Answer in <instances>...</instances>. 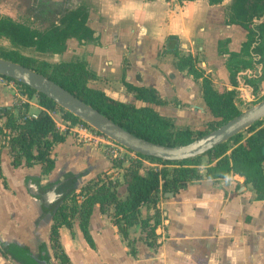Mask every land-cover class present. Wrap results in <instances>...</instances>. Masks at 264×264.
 <instances>
[{
  "label": "crops",
  "instance_id": "0c3cea01",
  "mask_svg": "<svg viewBox=\"0 0 264 264\" xmlns=\"http://www.w3.org/2000/svg\"><path fill=\"white\" fill-rule=\"evenodd\" d=\"M77 1L68 10L88 5L94 38L79 42L72 37L64 53L48 52L50 60L38 52L50 62H80L94 74L88 83L116 99L145 105L125 82L152 87L165 102L154 108L176 128L197 132L207 127L212 116L202 79L177 67L178 56L168 48L172 35L178 39V54L191 55L217 91H234L239 110L264 96V55L253 50L256 43L247 46L246 29L228 21L225 8L232 0L215 5L209 0ZM55 2L60 6L67 0ZM15 95L11 81L0 82V264H22L11 254L13 246L26 249L37 264H62L59 252L67 264H264V198H257L253 184L240 174L207 177L217 161L207 154L197 165L200 178L172 189H164L161 180L156 201L140 209L145 226L139 220L116 222L115 206L101 210L97 203L87 225L94 244L83 236L76 216L71 227L59 226L57 252L51 237L55 210L63 202L79 206L84 195L72 196L98 174L107 183L119 182L125 198L124 171L130 162L112 165L99 147L68 135L53 146L56 165L49 173L42 172L40 163L26 165L24 157L13 165L2 109L8 108L17 123L22 110L14 104ZM36 95L26 105L29 112L41 111ZM249 134L244 130L241 141ZM229 146L236 143L229 141Z\"/></svg>",
  "mask_w": 264,
  "mask_h": 264
},
{
  "label": "trees",
  "instance_id": "16d2710c",
  "mask_svg": "<svg viewBox=\"0 0 264 264\" xmlns=\"http://www.w3.org/2000/svg\"><path fill=\"white\" fill-rule=\"evenodd\" d=\"M182 1V0H181ZM224 0H209L211 5L222 3ZM226 17L229 22L239 25L247 30L249 41L247 46L256 43L253 50L264 55V0H232L226 6ZM89 8L80 5L67 11L61 18L60 23H53L46 30H37L20 23L11 17H0V37H8L16 46L33 47L39 52L64 53L67 49L68 39L74 37L79 42L94 38V30L88 24ZM261 21L257 23V20ZM169 49L178 56L177 67L187 69L196 79H202L203 98L211 112L212 119L207 127L195 132L191 128H176L172 120L158 112L153 105L165 103L158 90L152 87L136 86L125 82L130 91H134L135 98L143 101L145 105H136L109 95L105 90L90 85L89 79L94 74L85 68L80 62L73 60L53 63L46 60L36 61L33 57L24 55L18 50H2L0 57L22 63L36 71L41 72L54 80L80 99L92 105L94 108L114 120L116 123L132 133L151 140L153 142L177 145L188 143L205 133L214 130L226 121L241 113L234 103V91H217L208 74H205L194 62L191 55H179L177 51L178 39L175 36L168 37ZM167 51H169L167 49ZM264 57V56H263ZM8 78V77H7ZM12 79V78H9ZM18 82V81H17ZM20 83V82H19ZM22 84V83H21ZM29 96L37 94L39 103L43 107L36 118L27 119L22 123H16L8 108L2 109L7 119L5 127L8 128L9 140L14 152L13 165L18 166L25 158L26 165L40 163L42 172L49 173L56 165L52 157V149L56 143L62 142L69 135L60 132L55 127L54 119L47 109L60 107L53 99L45 94L38 93L31 87L22 84ZM257 87L254 86L256 91ZM64 116L72 121L79 120L71 112L65 110ZM259 122L249 126L246 131L250 134L241 141L243 131L231 139L219 144L207 155L216 158L213 166L207 169L206 175L210 178L226 177L237 173L245 177L247 182L253 184L257 198H264V127H259ZM0 134H4L0 128ZM229 141L236 143L230 149ZM228 151H230L228 153ZM141 155V154H140ZM202 156L181 161L157 160L164 166L156 169L143 163L141 160H133L124 171V185L127 196L122 198L117 185L119 182L104 181L100 174L89 180L72 196L84 195L82 203L77 206H68L64 202L54 212V223L51 228V237L54 248L58 250V228L62 224L72 226V220L78 216L79 226L85 239L94 244L93 238L88 231L89 218L97 203L103 210L105 205L115 206L114 218L116 222L122 220L126 225L140 221L146 225L144 218H139L141 207L149 202L156 201V193L162 186L167 189L176 187L181 181L200 178L197 165L202 163ZM112 165H120L121 160L110 159ZM171 165V166H169ZM171 167H174L173 169ZM76 196V197H75ZM59 251V250H58ZM13 257L22 264H37L26 249L18 246L10 248ZM62 264H67L68 259L59 252Z\"/></svg>",
  "mask_w": 264,
  "mask_h": 264
},
{
  "label": "water",
  "instance_id": "95a60500",
  "mask_svg": "<svg viewBox=\"0 0 264 264\" xmlns=\"http://www.w3.org/2000/svg\"><path fill=\"white\" fill-rule=\"evenodd\" d=\"M0 75L12 78L38 93L45 94L63 109L91 124L126 148L143 156L159 158L163 161H181L202 156L264 118L263 98L219 127L188 143L167 145L132 133L54 80L22 63L0 57Z\"/></svg>",
  "mask_w": 264,
  "mask_h": 264
},
{
  "label": "built area",
  "instance_id": "2783aa9c",
  "mask_svg": "<svg viewBox=\"0 0 264 264\" xmlns=\"http://www.w3.org/2000/svg\"><path fill=\"white\" fill-rule=\"evenodd\" d=\"M4 81H11L14 84L16 95L13 101L15 106L22 110L21 116L18 119L17 123H22L27 119L36 118L38 116V113L29 112L26 108V105L29 104L32 99V96H29L28 92L26 91V88L21 83L13 79H9L3 75H0V82ZM42 108L43 107L41 106V110ZM47 112L54 119L55 127L57 130H59L60 132L73 133L74 136L77 138L78 143H88L95 145L99 148H103L101 150H103V152L113 160H125L129 162L133 160H141L143 163L156 169H159L164 166L157 160H153L148 156L140 155L135 151L117 143L107 135L97 130L91 124L81 119L77 121L67 119L64 116V111L60 107L47 109Z\"/></svg>",
  "mask_w": 264,
  "mask_h": 264
},
{
  "label": "rangeland",
  "instance_id": "374dc122",
  "mask_svg": "<svg viewBox=\"0 0 264 264\" xmlns=\"http://www.w3.org/2000/svg\"><path fill=\"white\" fill-rule=\"evenodd\" d=\"M75 2L78 1L67 0L66 3L62 2L61 5L58 6L55 0H0V17L8 16L20 23L30 26L31 28L43 31L49 28L53 23H60V18L63 16V14L69 11V7L73 6ZM15 49L16 51L18 50V52H21L24 55L33 57L36 61L44 60V55L40 53H45L46 55H48L46 56L48 60L51 59V54L49 53H53H39L33 47L16 46L11 42L10 38L4 36L0 37V52L2 50L10 51ZM263 98L264 96H255V99L251 100V102L257 103ZM263 121L264 120L259 121V126L262 125ZM69 135H72L75 141L78 142L73 133H69ZM100 149L103 148L100 147ZM171 168L173 169L174 167ZM56 251L58 252L57 249Z\"/></svg>",
  "mask_w": 264,
  "mask_h": 264
}]
</instances>
